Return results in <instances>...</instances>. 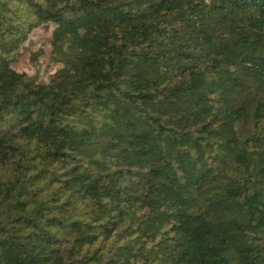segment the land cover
<instances>
[{
  "label": "trees",
  "instance_id": "16d2710c",
  "mask_svg": "<svg viewBox=\"0 0 264 264\" xmlns=\"http://www.w3.org/2000/svg\"><path fill=\"white\" fill-rule=\"evenodd\" d=\"M0 264H264V0H0Z\"/></svg>",
  "mask_w": 264,
  "mask_h": 264
},
{
  "label": "rangeland",
  "instance_id": "374dc122",
  "mask_svg": "<svg viewBox=\"0 0 264 264\" xmlns=\"http://www.w3.org/2000/svg\"><path fill=\"white\" fill-rule=\"evenodd\" d=\"M51 25L45 24L36 28L29 37V40L21 47L20 54L14 66L19 70H25L30 74H35L38 78L44 79L47 72L53 69L49 63L47 55L42 53L36 64L30 60V53L42 49L44 52L49 49V37Z\"/></svg>",
  "mask_w": 264,
  "mask_h": 264
}]
</instances>
